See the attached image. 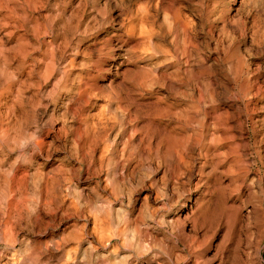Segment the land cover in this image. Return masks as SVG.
I'll return each mask as SVG.
<instances>
[{
	"label": "rangeland",
	"instance_id": "rangeland-1",
	"mask_svg": "<svg viewBox=\"0 0 264 264\" xmlns=\"http://www.w3.org/2000/svg\"><path fill=\"white\" fill-rule=\"evenodd\" d=\"M218 5L227 20L204 36L196 12ZM260 8L0 0V264H264ZM144 14L154 32L176 18L201 27L191 78L171 34L164 43L130 31ZM234 49L253 77L246 92L228 78L240 72L226 59ZM105 145L115 152L103 160ZM210 191L236 216L231 232L188 215Z\"/></svg>",
	"mask_w": 264,
	"mask_h": 264
},
{
	"label": "bare ground",
	"instance_id": "bare-ground-1",
	"mask_svg": "<svg viewBox=\"0 0 264 264\" xmlns=\"http://www.w3.org/2000/svg\"><path fill=\"white\" fill-rule=\"evenodd\" d=\"M170 1V0H169ZM170 3L168 2L167 5ZM197 15L200 17V20H203L207 22L210 25V29L207 32H203V35L206 36L213 32V29L218 25V23H225L227 20V15L225 11L224 5H218L216 7H199L197 10ZM257 15L261 18L260 24L258 25L259 30L257 31V36L259 38L257 49V54L264 55V10L259 9L257 11ZM214 17V18H213ZM213 18V19H212ZM148 20V17L146 14L142 16L135 15L134 19L132 21H135L136 23H132L129 28L130 31L134 32L135 30H139V35L146 40H150L152 38L159 39L162 42L166 43L168 34H171L173 36L172 44L174 45V48L178 49L179 46L182 47V55L186 59V72L187 76L190 78L192 77V73H194V69L196 65L200 63L196 50L193 47V41L197 40V31L199 28H201L198 25H195L191 22L184 21L183 19L176 18L172 22H170L165 32H154V28L152 25L146 26V22ZM98 26L100 27L103 23H105V20H98L96 21ZM205 25V24H203ZM226 25L224 26V28ZM87 30L90 29V27H86ZM241 27H237L235 29H232V33L240 32ZM188 36L190 37V40L188 39ZM179 40L181 42H179ZM192 41V42H191ZM231 45H235V41L231 43ZM173 61L170 64H176V61L178 60L175 56L172 58ZM227 60H233L236 59L238 61V64L240 65V72L237 71L236 73H230L229 79L233 82H239V80H243V84H245L244 92H246L251 86L252 82L251 80L253 77H249L248 73H246L245 76H242V62L240 61V54L237 49H234L231 53H228L226 55ZM206 68L201 67L199 70H197L195 80L199 82L203 86V90L207 91V87L210 83V78L205 76ZM264 81V79H263ZM107 126V125H106ZM105 126V127H106ZM114 126V123L110 124V128ZM103 131H107V128H103ZM117 146V145H116ZM114 146V148H116ZM115 150L110 147V145H105L104 150H102V158L105 160L107 157L113 155ZM188 207V206H184ZM188 215H190L192 218L200 219L201 221L205 222H225L227 224L228 230L231 232V224H234L236 220V216L232 215L229 211H227L222 204H220V198L219 194L216 192H207V194H203L198 200H196L194 204V208H192L190 211L187 212ZM229 225V226H228ZM10 229L7 226V224L2 225V239L3 241L7 242L10 238ZM31 255V254H30ZM29 257V255H27ZM31 259V258H30ZM29 259L23 257L22 262H28Z\"/></svg>",
	"mask_w": 264,
	"mask_h": 264
}]
</instances>
